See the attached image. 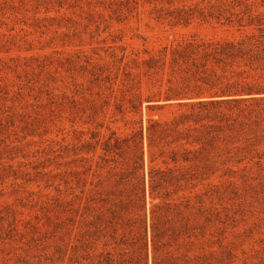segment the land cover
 I'll return each instance as SVG.
<instances>
[{
	"label": "rangeland",
	"instance_id": "rangeland-1",
	"mask_svg": "<svg viewBox=\"0 0 264 264\" xmlns=\"http://www.w3.org/2000/svg\"><path fill=\"white\" fill-rule=\"evenodd\" d=\"M259 77L264 0H0V264H264Z\"/></svg>",
	"mask_w": 264,
	"mask_h": 264
},
{
	"label": "trees",
	"instance_id": "trees-1",
	"mask_svg": "<svg viewBox=\"0 0 264 264\" xmlns=\"http://www.w3.org/2000/svg\"><path fill=\"white\" fill-rule=\"evenodd\" d=\"M258 29H262L259 27ZM263 33V30H261ZM253 42L246 43L248 50L245 46V42H236L227 41L224 43H209L205 46H201V54L205 57V61H211L212 63H220L225 62L226 59L231 57H239L240 60H248L252 57L256 56V49L253 46ZM203 45V44H202ZM197 47H200L198 45ZM253 54V55H252ZM261 82L258 81H245V80H230V81H217L210 84L208 82V87L206 89L209 96H233V95H241L243 93H252L258 92L260 90H264V77L261 78ZM237 98H227L224 99L226 102L234 101Z\"/></svg>",
	"mask_w": 264,
	"mask_h": 264
}]
</instances>
